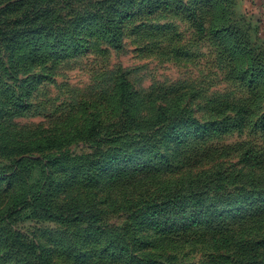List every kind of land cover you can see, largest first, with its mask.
Instances as JSON below:
<instances>
[{
	"label": "rangeland",
	"instance_id": "1",
	"mask_svg": "<svg viewBox=\"0 0 264 264\" xmlns=\"http://www.w3.org/2000/svg\"><path fill=\"white\" fill-rule=\"evenodd\" d=\"M0 264H264V0H0Z\"/></svg>",
	"mask_w": 264,
	"mask_h": 264
}]
</instances>
